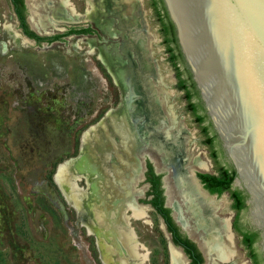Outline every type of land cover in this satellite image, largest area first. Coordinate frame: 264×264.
Segmentation results:
<instances>
[{
    "label": "rangeland",
    "instance_id": "obj_1",
    "mask_svg": "<svg viewBox=\"0 0 264 264\" xmlns=\"http://www.w3.org/2000/svg\"><path fill=\"white\" fill-rule=\"evenodd\" d=\"M24 1L27 22L41 36L51 37L83 24L94 26L88 15L91 8L103 15V19H113L100 13L112 0H70L74 10L62 7L60 0ZM135 2L137 7L132 14L141 19L144 28L148 58L156 69L153 85L162 102L163 112L166 117H174V122L184 125L191 134L190 151L208 163L205 169L193 168L194 173H212L215 171L214 163L209 165L208 151L202 144L201 130L205 129L206 123L196 124L188 114L185 95L179 88L181 80H186L183 65L175 66L171 62L169 44L166 40L161 42L149 0ZM113 27L116 29V24ZM116 36L114 42L124 41L120 32ZM98 45L94 42L90 46V40L78 37L34 43L21 33L10 0H0V264H102L94 237L81 226L82 217L88 216L91 202L82 198L81 217L52 180L57 165L78 154L82 133L103 118L106 122L108 111L116 113L121 108L122 91L93 53L97 52ZM150 124L147 123L148 130L140 125L134 130L136 135L132 130L131 138L125 139L130 148L131 141L137 142V135L142 139L138 138L141 145L131 149L130 154L126 152L122 138L121 142H116L117 147L114 142L105 143L103 140L96 145L94 139L108 136L104 127L103 131H96L100 124L90 133L83 148L89 149L90 157L94 153L104 159L103 162L101 159L97 161L95 155L101 176L108 170L122 168V161L135 164L136 172L129 188L131 198L134 196L136 201L144 200L148 189L144 183V165L145 161L150 163L163 176L165 206L176 220L168 199L173 190L170 172L164 170L159 155L149 146L155 147L153 137L158 126ZM95 134H99V138ZM92 144L96 146L90 148ZM108 148L110 152L106 151ZM114 156H117V163L110 165V157ZM217 162L222 163L219 157ZM96 179L95 175L93 181ZM78 184L83 187L84 195V191L89 189L87 181L83 179ZM199 193L213 210L215 201H222L224 206L219 216L231 219L227 194L213 201L201 191ZM173 200H177L176 197ZM140 207L146 210L150 222L131 219L130 225L146 249V264H172L173 253L178 264H190L182 250L173 246L163 221L156 213L148 205L141 204ZM125 212L127 215L131 213L130 209ZM183 218V223L177 224L179 230L196 245L203 264H249L246 250L232 233L231 237V229L227 245L230 258L221 260L211 253L209 246L208 253L203 234L193 221L185 215ZM228 220L225 222L229 224ZM131 262L138 264L134 259Z\"/></svg>",
    "mask_w": 264,
    "mask_h": 264
},
{
    "label": "water",
    "instance_id": "obj_2",
    "mask_svg": "<svg viewBox=\"0 0 264 264\" xmlns=\"http://www.w3.org/2000/svg\"><path fill=\"white\" fill-rule=\"evenodd\" d=\"M163 3L204 110L234 170L235 185L250 198L249 212L253 225L262 231L264 252V0ZM108 113L112 111L105 117ZM96 125L88 127L81 137L96 130ZM80 152L81 145L78 154L66 161L76 159ZM133 156L140 167L137 156ZM66 161L59 163L52 175L61 194L55 175ZM191 176L208 197L216 200L202 188L194 171ZM133 201L140 207L134 196ZM71 207L77 213L73 204ZM255 208L258 220L253 215ZM93 237L97 248L96 236Z\"/></svg>",
    "mask_w": 264,
    "mask_h": 264
},
{
    "label": "flooded vegetation",
    "instance_id": "obj_3",
    "mask_svg": "<svg viewBox=\"0 0 264 264\" xmlns=\"http://www.w3.org/2000/svg\"><path fill=\"white\" fill-rule=\"evenodd\" d=\"M10 3H11V6H12V9H13V12H14V15L16 17V20H17V23H18V26L20 28L21 33L27 39L33 41L34 43H39L41 41L47 42V43H50V42L52 43V42L63 40L65 38H69V37H78V38L90 40V46H92L94 42L99 43V45L97 46V52L93 51V53L96 54L98 60L106 68L107 73L113 78V82L115 83V85L118 86L123 93L122 102L120 104L121 108H119V110L116 113H113V116H112L113 119H111V120L107 119V126L109 129V132L112 134L113 139H114L113 136H116L117 141L121 142V137L116 132L115 124H117L119 122V120H122V118L126 121L125 122V124H126L125 129L129 130L131 132L133 130L134 135H136L134 130L139 128L140 125H143V127L146 130L149 129L147 122H146V116H144V114H138V115H136V117L133 115L135 109L137 108L139 101L143 99L142 94L135 91L133 86L130 85L129 83L125 84L120 79H118V75H117L118 72L120 70H127L129 65L127 62L124 64L123 62L121 63V62H117L115 60V58H116L115 56L118 53L119 54L121 53L123 55V60H126V55L124 54L123 50H124V47L131 41L127 35V32L125 31V28L122 27L121 22L132 21L131 24L133 27V31H135L134 33L136 36V40L143 42V44L145 46V35H144L145 33H144V28H143L142 23H141V19L134 17L132 14L137 7L136 2H135L134 7L131 8L130 10L127 9V6L125 5L123 0H119V1L118 0H112L110 3L107 2L105 4V6L102 8V10H100L101 11L100 13L106 14L107 16H111L113 19H103L102 18L103 15L99 14L96 9L91 8L88 10V15L90 18H92L94 26H92L91 24H83L80 26L70 27L64 33L55 34L51 37L41 36L40 34L36 33L34 30H32L30 28V26L27 22V19H26V4H25L24 0H10ZM60 5L62 7H71V9L74 10V6L70 0H60ZM149 7H150V10L155 15L156 24L158 26V32H159V36L161 38V42L163 40L169 41L168 46L172 48V52L169 53L170 57L173 53L176 56L175 59L178 61L177 66L179 64L183 65L184 72L186 74V85L187 86L184 89H182V92L184 93V95L187 93L191 94V97L186 99L188 114H190L192 116V119L195 121L196 124H201L202 122L206 123L205 129L201 130L202 132L200 131L202 136H203L202 144H203L204 148H206V150L208 151L207 157H208L209 165H210V163L213 162L214 166H215V171L212 173L211 172L210 173L209 172H197L195 175L199 179V181L202 185V188L209 195L216 196V199H217V198L221 197L223 194H227L228 200L230 202V208L232 211V217L230 220L219 216V212L222 210V208L224 206V204H222V201L216 202L213 198L208 197L200 189V187L196 183L195 179L193 177L192 178H193L194 182L197 184V186L199 187L200 191L204 194V196L215 201L216 208L210 212H211V215L216 220L218 227L220 228L225 220L230 221L231 232H232L234 237H237L239 239L240 244L246 250L247 257L249 260V264H264V252L262 250V240H263L262 231L253 225V220H252V217H251L250 212H249L251 205L248 202H249L250 198H249L248 194L246 193V191L243 188H241L240 186L235 185V182H234L235 177H234L232 180L230 189L228 191H224L221 195H219L217 193H211L209 191V189L206 187L205 181L201 180V178L198 176L199 174L218 176L221 173L222 169L233 170V168H232V166H231V164H230V162H229V160H228V158H227V156H226V154L222 148V145H221V143H220L213 127H212V123H211L207 113L204 110L203 104H202L200 97H199V94H198V90L192 81L190 72H189V70H188V68L184 62V59L182 57V54L180 52V48H179V45L177 42L175 28H174L172 22L170 21L168 15H167L163 0H149ZM124 10H126V12ZM60 13L62 14L63 11H61ZM114 24H116V26H117L116 29H114V27H113ZM119 32L123 36L124 41L116 43L113 40H115L117 38L116 35ZM103 35L105 36V38H103ZM130 49H131V53H133L135 55L134 59L137 60L135 47L131 46ZM145 50H146V60L151 64V62L147 56L148 54H147L146 47H145ZM100 56L101 57H109V62L111 64L108 66L101 59ZM152 68H153V73L149 76V79L153 85L154 78L156 77V69L153 65H152ZM175 76H176V73H175ZM153 88L155 89L154 85H153ZM156 93H157V91H156ZM157 95H158V93H157ZM191 104H198L199 106L196 109H198L199 111H196L195 108L190 107ZM125 108H126V111L128 113H129V111L131 112L130 117H128V114L124 113L123 110ZM133 108H135V109H133ZM161 110H162V114L166 118V120L163 121L162 124H159V127H157L155 134L159 135V136L165 135V132L167 133L169 131L171 134L175 135L178 138H181V140H182L181 141V147L182 148H180L181 149V155H180V157H178V160H176L174 162L166 160V156L163 152L158 151L157 148L153 147L151 144L150 145L148 144L149 146H151L153 148V150H155L161 156V162L162 163L161 162L160 163H161L162 167L164 168V170H168L170 172V175H172V178L170 177V179H171L173 190L171 191L172 196L169 193L168 199L171 200L170 206H171V209L173 210V212L175 214L174 215L175 219H177L178 221L174 220V218L171 214L172 211H170V210H169L170 211L169 216L172 218L174 223L176 222L175 224L177 227H178V225H177L178 223H183L184 215H185V217H188L189 219H191L193 221L195 227L199 231H201V233L203 234V241H204V244H205L207 251L209 253L208 245H207V241H206L207 233L203 229H200L199 227H197L195 219L189 214V211L187 210V206H186V204L182 198L180 189L177 185L178 184L177 183V173L178 172L182 171L185 173L186 176L187 175L191 176V171H193V168L205 169L208 166V163L207 162L204 163L200 159L201 156L198 157L197 155H194L192 151H190L189 143H190V139H191V134L187 130H185L184 125L174 122V117H171V118H169L168 116L166 117L164 112H163V109H162V104H161ZM199 116L202 117V120L197 121V117H199ZM119 124L120 123H118V125ZM210 138H212L211 141H209ZM108 141L109 140H105V143ZM117 141H115L116 147H117V144H116ZM132 142L133 141H131L130 150L141 145V143L138 140V137H137V142H133V143ZM104 146H105V144H104ZM214 146L217 147V150H215ZM110 150L111 149L108 148L106 151L110 152ZM218 157L222 161L221 164H218V162H217ZM112 158L114 159V162H110V165H112V163H117V160H116L117 156L110 157V159H112ZM130 158H132V157H130ZM204 158H205V156H204ZM149 164L150 163H147L145 161V165H144L145 169H144V173H143L144 183L147 184L148 189L146 190V192L144 194V198H143L144 200L139 199L137 201V203L142 204V205H148L156 213V215L163 221L165 229L167 230V232L170 235L171 243L173 244V246L178 247L182 250V252L189 258L190 264H203L204 260H203L200 252H199L201 255L200 258L196 257L195 253H194V257H191L186 253V247H188L187 245H185L184 243H179V244L175 243V241L173 240L172 234L168 231V227L165 223L164 216L157 210V208L154 205L147 203L149 200L155 199V196L153 194L148 195V192L151 190V188L153 186V183L150 180H155V181L159 180V183H160L159 189L162 190L161 197H163V203H161L160 199H158L159 204L161 205L159 207L162 209L167 208L165 206V197H164V190H163V185H162L163 176L161 174L157 173L151 164L150 165L152 167V174H150ZM203 164H204V166H203ZM185 168L187 169V172L185 171ZM233 172H234V170H233ZM83 179L84 178H82V180ZM133 179H134V177H133ZM190 181H192V179ZM235 191L239 192V194H238L239 201L242 202V204L244 206L239 211H237L236 209L233 208V204L235 203V199H233L232 193ZM175 197L177 200L174 201L173 199ZM132 200H133V198H132ZM176 204H177L179 209L177 208ZM178 229H179V227H178ZM179 233L181 234L180 230H179ZM232 234H231V236H232ZM224 240L228 242L227 238H224ZM245 241H248L250 246H247ZM236 258H237V256L235 255L234 259H236ZM240 264H245V263H240Z\"/></svg>",
    "mask_w": 264,
    "mask_h": 264
},
{
    "label": "bare ground",
    "instance_id": "obj_4",
    "mask_svg": "<svg viewBox=\"0 0 264 264\" xmlns=\"http://www.w3.org/2000/svg\"><path fill=\"white\" fill-rule=\"evenodd\" d=\"M123 1L128 10L135 5L134 0ZM124 11L126 12V10ZM131 23L132 21L121 22L122 27L125 28L131 41L123 50L127 61L123 60V55L121 53L115 56L117 62H123L124 64L127 62L129 65L127 70H120L118 72V79L125 84L129 83L132 85L134 90L141 93L143 96L137 108H133L135 109L133 115L136 117L138 114H144L147 123H151V126L155 125L159 127V124H162L166 118L162 114V103L149 79V76L153 73V68L146 60V50L143 42L136 40L135 31H133ZM131 46H134L136 49L137 60L134 59L135 55L131 53ZM101 59L108 66L111 64L109 62V57H101ZM123 111L125 114H128V117L131 116V112L129 111L128 113L126 108ZM107 115L108 120L113 119V113H108ZM125 122L126 121L122 118V120L118 122L120 123L119 125L118 123L115 124L116 130L121 135L124 142L131 134V131L125 129ZM103 127L107 129L108 136L104 135V137L99 138L100 135L95 134L96 138H99V140L94 139L92 136L96 145H98L101 140H109L115 143L112 134L109 132L107 121L102 122L96 131H100L101 129L103 131ZM141 127L144 128L143 125ZM141 131L143 132V129ZM89 136L90 132H86L81 137V152L79 156L76 159L64 162L58 168L55 180L64 198L70 205L73 204L80 216L82 213V198L85 197V199H89V202H91L90 205H88V214H86L88 216L86 218L81 216L82 223L90 235L96 236L100 259L103 264H132L131 260L133 259L136 260L138 264H146L148 260V254L145 252L146 249L138 241L136 233L130 225L131 219L147 220L150 222L146 210L135 205L131 198L129 187L136 172L135 164L129 161H122V168L108 170L104 172V176L99 175L100 169L95 160L96 154L93 153L92 155L94 156L90 157L88 155L89 149L83 148L85 146L84 142L89 140ZM137 136L141 139L140 135ZM181 141V138L169 132H165V135H154L153 137V145L158 151L165 154L166 160L171 162L178 160V157L181 155ZM144 142L147 141L144 140ZM147 143L150 144L149 142ZM126 144L125 142V150L130 154V147ZM96 145L92 144L90 148ZM96 159L97 161L101 159L102 162L104 160L102 157L100 158L98 154L96 155ZM95 175L97 176V181H93L95 180ZM189 177L193 179L192 176H186L182 171L177 173V185L187 206V210L195 219L197 226L206 231V241L211 253L216 254L221 260H228L230 258L229 251H227L229 242L225 241L224 238H227V240L230 238L229 224L224 221L222 226L220 228L218 227L216 220L210 212L213 211V207L200 196L199 189L195 187ZM82 178L87 181L89 187L88 191H84V195L78 184ZM94 201L95 204L93 205ZM91 205L93 206L90 207ZM127 209H130V215L126 214L125 210ZM253 215L256 220L259 219L256 208L253 210ZM172 264H178L177 257L174 253L172 256Z\"/></svg>",
    "mask_w": 264,
    "mask_h": 264
},
{
    "label": "trees",
    "instance_id": "obj_5",
    "mask_svg": "<svg viewBox=\"0 0 264 264\" xmlns=\"http://www.w3.org/2000/svg\"><path fill=\"white\" fill-rule=\"evenodd\" d=\"M14 2V1H13ZM169 41L166 40V43H168ZM168 52L171 53L172 52V48L168 47ZM171 62L177 66V60L175 59L176 56L172 53L171 55ZM186 80H181L180 84H179V88L182 90L186 87ZM189 97H191V94L187 93L185 94V98L188 99ZM199 105L198 104H191L190 107L193 108H197ZM202 120V117H197V121ZM212 138L209 139V141H211ZM149 169H150V174H152V167L149 164ZM234 172L233 170L230 169H222L221 173L218 176H212V175H207V174H199L198 176L201 178V180L205 181L206 183V187L209 189V191L211 193H217L219 195H221L224 191H228L230 189L231 183L234 176ZM153 183V186L151 188V190L148 192V195L153 194L155 196V199L153 200H149L147 203H150L152 205H154L157 210L164 216L165 218V223L168 227V231L172 234L173 236V240L175 241V243H184L185 245H187L188 247H186V253L191 256L194 257V253L196 255V257L200 258L201 255L199 253V251L197 250L196 246L194 243H192L189 239H187L186 237L182 236L179 233V229L176 226V224L173 222L172 218L169 216L170 211L167 208H160L159 206H161L159 204V200L161 201V203H163V197H161V193L162 190L159 189L160 183L159 180L155 181V180H150ZM239 192L235 191L232 193V197L233 199H235V203L233 204V208L236 209L237 211L241 210L244 206L242 204V202L239 201V197H238ZM161 197V198H160ZM247 246H250L248 241H245Z\"/></svg>",
    "mask_w": 264,
    "mask_h": 264
}]
</instances>
